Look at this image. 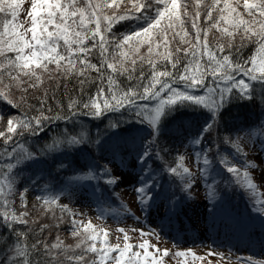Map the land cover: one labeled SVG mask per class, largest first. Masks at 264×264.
Segmentation results:
<instances>
[{
  "label": "snow or ice",
  "instance_id": "6c2138e0",
  "mask_svg": "<svg viewBox=\"0 0 264 264\" xmlns=\"http://www.w3.org/2000/svg\"><path fill=\"white\" fill-rule=\"evenodd\" d=\"M25 3L29 4L23 10L26 13L25 21L28 22L26 28L19 20L22 5ZM122 5L123 12L120 11ZM190 8L193 9L191 13ZM105 10H111V14ZM201 16L208 25L207 29L200 26ZM122 21L139 23L119 37H110L108 34L112 32L113 26ZM187 23L194 30V45L185 39L190 35ZM212 29L219 32L220 38H228L227 49L223 44H209L208 32ZM238 33H242L239 44L236 43ZM170 37H179L181 43L189 44L190 47H177L174 54L170 48ZM88 41L92 43L89 45ZM245 42L252 44L254 50L252 55L242 60L240 51ZM144 46H147V52L140 55ZM181 53L184 59L183 68L180 67ZM93 54L98 57V63L92 62ZM153 57L160 58L161 66L166 63L171 70H158L157 61ZM110 60L113 62H109ZM128 62L131 64L130 68L125 67ZM50 65L54 67L50 68ZM145 65L150 72L146 73ZM106 69L110 70L107 75ZM93 71L97 73L96 77L90 75ZM45 73L49 80H53L54 75L65 79L75 77L81 91L86 83L97 85L96 92L86 100L73 99L68 103L67 108L73 116L99 119L107 113L123 110L134 117L133 123H139L148 129L147 136L134 137L126 142L133 152L137 147L141 149L136 157L137 162L143 164L144 168L139 186L134 192L142 211L154 200L153 189L156 181L147 162L154 154L153 147L160 134L162 121L182 107L208 111L212 116L211 120L189 143L194 148V162L205 178L208 197L214 199L217 195V183L206 179L212 170L213 161L209 158L212 150L208 147L199 151L195 149L211 133L217 113L232 95L251 100L255 91L251 82L257 81L264 86V0H0V102L20 110L19 114L9 117L6 129L0 131V138L4 142L3 152L14 161L0 168V225L11 232L14 238L3 255H0V264H164L163 258L169 256L171 250H161L147 239L133 245L123 228L118 229L123 233V246L120 243L111 244L108 230L98 231L91 221L83 223L71 219L72 236L77 238L75 245H66L59 237L54 242L47 243L36 237L50 226L41 224L38 229H33L31 224L36 222L26 218L29 213H17L14 209L16 178L13 169L23 161L36 158L35 153L19 143V138L25 133L38 135L44 131L46 122L69 119L67 116L44 115L46 96L44 100H40V108L36 109L39 116L30 114L28 108L35 106L25 107L27 100L23 96L20 98L23 103H14L9 98L13 88L26 93L29 89L40 87ZM120 76L128 82L126 85L120 84ZM209 76L215 85L213 87L205 83ZM177 81L183 85L182 88L176 86ZM56 86L59 87V84ZM105 87L108 89L107 94ZM198 88L207 90L204 94L191 91ZM154 100L158 103L150 105L149 101ZM121 123L124 121H109L108 127L117 129ZM257 135L264 133L250 132L245 136L237 135L234 139L223 138V143L233 149V160H229L227 156L221 157L219 144L215 145L217 151L214 154L225 171L231 174L233 182L248 190L253 197L257 185L249 169L259 165L247 159L244 142L251 141L255 147ZM102 140L99 132L95 139H91L82 130L78 135H65L62 139H54L42 151H59L62 147H78L85 143L95 145L100 150L103 148ZM258 151L264 152V140L261 141ZM156 156L157 159L161 158L159 154ZM235 158L242 161L241 165L234 162ZM184 162L185 156L180 155L176 166L169 167L167 171L179 177L182 190L190 197L196 183V173L186 167ZM69 179L73 183L96 181L108 186L116 185L120 181V177L114 176L107 164L90 165L87 171L79 172ZM27 192L28 189L24 188L19 195L22 208L27 206L24 195ZM113 195L119 197V193L114 192ZM36 199L46 206L56 205L61 213L72 216L67 204H58L59 195L37 196ZM175 204L176 201L169 200L170 211L175 209ZM254 204L255 211L264 214V199H254ZM46 210L55 216L51 207ZM101 215H104L103 210ZM60 219L62 222V216ZM135 219L140 220V217ZM17 225L24 226L26 230H21ZM134 231H139L142 237L152 234L144 232L143 229ZM30 235L35 239L34 243L28 242ZM149 248L153 251H149ZM173 255L184 258L182 264H188L189 256L193 260L205 258L192 249L177 250ZM207 255L225 258L224 253L209 252ZM237 259L244 264H264V259H255L252 256H241Z\"/></svg>",
  "mask_w": 264,
  "mask_h": 264
},
{
  "label": "trees",
  "instance_id": "16d2710c",
  "mask_svg": "<svg viewBox=\"0 0 264 264\" xmlns=\"http://www.w3.org/2000/svg\"><path fill=\"white\" fill-rule=\"evenodd\" d=\"M206 2H210V0H206ZM106 11V10H105ZM120 11H124V6L122 5ZM243 11V9H241ZM189 12H193V9L190 8ZM108 14H111V10H109ZM139 22L136 21H122L118 24H115L112 28V32L108 35L111 37L112 35H116L119 37L122 33H127L131 31L135 24ZM200 26L201 28L208 27L205 24L203 16L200 18ZM187 30L190 33L188 37L185 39L190 40L191 44H195L196 41L194 39L193 29L191 28L190 23L186 24ZM242 33H238L236 37V43L239 44L240 35ZM201 39L202 33H201ZM171 44L170 48L175 54V49L177 47L181 49L189 48V44L177 45L176 40L170 37ZM208 41L210 45L214 44H223L227 49L228 38L223 37L220 38V34L216 29H212L208 32ZM92 42L88 41L90 45ZM254 46L252 44H248L245 42V45L241 48L240 58L246 59L248 56L253 54ZM111 52V49H109ZM147 52V48H144L140 51V55H145ZM181 55V65L183 68V53ZM218 55H220L218 53ZM157 61V69L158 70H171L167 64L165 63L163 67L160 63V58L153 57ZM93 63H98V57L93 54L92 57ZM235 60L236 57L234 56ZM113 62V61H109ZM203 63V61H201ZM79 66V65H78ZM54 67L50 65V68ZM125 67H131L130 62L125 64ZM139 67V65L137 66ZM146 73L150 72V69L147 65H145ZM110 70H105V75L109 74ZM138 74V73H137ZM90 75L92 77H96V72H91ZM247 80V78H245ZM118 80L121 85H126L128 82L125 80L123 76L118 77ZM43 84L40 87L29 89L28 92H23L17 88H13L9 93V98L13 99L14 103H23L21 101V97L23 96L27 100L28 107L30 105H34V108H28L30 114L32 116H39L40 113L36 110L40 108V100H44L46 96V102L44 105V115L47 116H61V117H69V119H54L52 121L46 122L44 126V131L40 132L38 135H29L25 133V135L19 138V143L24 146L30 152L36 154V158L33 160L23 161L19 166L13 169V173L16 178V196L14 197V209L17 211L20 206L18 204V193L22 191L24 188H28L29 181L35 176L39 175L37 179L34 180L33 183L30 184L33 186H58L61 183V178L59 176L71 177L75 175V173L87 171L88 166L81 157L82 153H88L95 159L98 160L104 158L107 155H115L118 164L123 167L125 163H135L137 161L136 153L141 149L137 147L135 152L130 150L127 146L128 141H131L135 138H143L148 135V129L139 123H133L134 117L129 112H115V113H107L103 115L101 118H91L80 116H73L71 112H69L67 105L68 103L75 99L77 101H84L89 96H92L96 92L97 85L95 83H86L83 86V91H81V86L79 85L77 79L75 77L65 79L62 76L54 75L53 80H49L48 74H43ZM7 82V81H6ZM205 83L209 87L215 86L213 84L212 78L209 76ZM255 91L253 94V99H243L238 95H232L227 103L223 105V107L219 110L216 115V120L214 127L209 135H207L203 141V143L196 148V151L204 149L206 147L211 148V152L209 153V158L212 159V170L207 180L209 182L215 181L217 183V201H220L224 198L222 193H225V190L231 191V196L236 197L242 201L240 195L242 190L241 188H232L230 183L228 182L229 175L224 169V166L219 163L218 158L214 155L217 151L215 145L219 144V152L221 157L227 156V154L231 153L232 159L234 158L233 149L223 143L224 137L235 138L237 133L241 130H245L252 127H264V86L257 81L251 82ZM59 84V87L56 85ZM67 85V87H65ZM176 86L183 87L179 81L176 82ZM207 89L198 88L192 89L191 91L197 94H204ZM108 89L105 87V93L107 94ZM39 98V99H37ZM150 105H155L158 101H149ZM48 109H51L49 111ZM10 110V112H9ZM22 110V109H21ZM20 110L14 109L9 106L5 102H0V117H6L11 115L19 114ZM212 118L211 114L202 109V108H192V107H182L178 108L175 112L168 115L161 123L160 134L156 139V143L153 147V156L148 160V165L154 174L158 173L159 169H167L169 167L176 166L178 154V146L181 141L184 139L199 135V131H201L204 125L210 121ZM121 123L117 129H110L108 127L109 121H121ZM82 130L88 133V136L91 139H95L97 132H99L100 136L103 138L102 144L103 148L97 150L95 145H89L87 143L82 144L78 147H62L59 151L52 152H43L42 150L46 145L51 144L54 139L64 138L65 135H78ZM264 132V131H263ZM178 145V146H177ZM4 142L0 140V168H3L7 163H13V160H10L6 153L3 152ZM156 154H159L160 162H157ZM238 160V162H235ZM234 162L239 166L242 161L239 158H235ZM61 165H66V168L60 167ZM140 163H136L135 167H141ZM159 165H162L159 167ZM168 172V171H167ZM160 176H157L158 179ZM162 179V178H161ZM177 182L182 184V181L179 177L175 176ZM161 183L156 184V187L153 189L154 198H159L164 195L165 188L167 185H164L163 189H159L158 186H161ZM49 189V188H48ZM168 189V188H167ZM185 192V191H183ZM237 193V194H235ZM192 195V194H191ZM234 207H229V213L235 216H241L243 210L240 209L241 213ZM29 217V216H28ZM246 217H250L246 215ZM51 217H44L43 223L50 224L49 237L53 242L57 237L62 238V233L66 228L64 226L70 225V220L67 218H63L57 220L55 217L50 219ZM59 218V217H58ZM58 225V227H57ZM64 225V226H63ZM37 227V224H34ZM21 230H26L24 226L17 225ZM33 228V224H31ZM63 228V229H62ZM46 231V230H45ZM44 231V233H45ZM59 233V234H58ZM41 237L43 235L40 234ZM7 238V239H5ZM13 235L9 232L5 227L0 225V255H3L6 247L11 245L13 242ZM35 242V239L30 235L28 242ZM68 238H65L63 243L66 245H70ZM74 245V244H72Z\"/></svg>",
  "mask_w": 264,
  "mask_h": 264
},
{
  "label": "rangeland",
  "instance_id": "374dc122",
  "mask_svg": "<svg viewBox=\"0 0 264 264\" xmlns=\"http://www.w3.org/2000/svg\"><path fill=\"white\" fill-rule=\"evenodd\" d=\"M28 7V3L22 5L19 17L25 28L28 27V22L25 21L26 13L23 10ZM106 11L109 12V10ZM202 29H206V27L203 26ZM201 33L203 37V31ZM175 40L177 45H182L179 37H176ZM144 48H147V46L142 47L141 50ZM161 51H163V48H161ZM9 117L8 115L0 118V131L6 129V122ZM263 131L264 127H252L239 131L237 135L245 136L250 132L264 133ZM195 136L197 135L188 137L181 141L179 146L177 145L179 156H185V166L196 173V183L191 190L192 195L189 197L186 192H183L182 184L176 181L172 173L167 172L165 168L159 169L158 173L154 174L153 179L156 184H162L158 186L160 190L164 188L165 184L168 189L165 188L164 195L158 203H155V213H158V215L146 213L145 210L142 211L134 192V189L139 186L138 182L144 165L135 167L136 163L138 164L136 161L130 164L125 163V166L121 167L115 155H107L98 160V158L95 159L88 153L81 154L88 167L93 164L97 166L107 164L112 170V174L120 177V181L116 185L108 186L103 182L97 183L96 181L73 183L70 181V177L59 176L61 183L58 186H36L34 188L30 184L39 176L35 175L34 180L32 178L29 181L28 192L24 194L27 206L21 207L19 195L22 190L18 193L17 206L20 207L18 211L17 207L16 211L17 213L20 211L29 213V217L26 218L35 221L34 224H37V227L33 224V229H38L41 224H44V217H51L52 219L55 217L59 220L61 216L63 219L67 215L70 225H63L66 229L62 233L61 240L64 241L65 238H68L71 241L70 245H75L77 242V238L72 236V218L83 223L91 221L98 231L107 229L109 242L111 244L120 243L121 246L124 244L123 233L119 232L118 229L123 228L130 236L129 242L133 245H138L143 239H147L150 244L156 245L161 250L165 248L171 250L170 255L163 258L164 264H182L184 258L174 257L173 254L177 250L187 249H192L197 255L205 257L203 260H193L189 256L188 264H209V262L211 264H244V262L237 259L241 256L264 259V214L255 211L256 205L254 204V199H264V152L258 151L261 141L264 140V135L255 137V147L252 146L251 141L244 142L245 151L248 153L247 159L259 165V167L249 169L257 185L255 197L248 190L236 185L232 176L229 175L228 182L231 189L241 188L242 192L238 195H240L242 201L238 199V196H231L234 193L227 190L222 193L224 198L220 201H217L216 197L214 199L208 197L205 178L202 177L200 169L194 162V148L189 143ZM0 140H3V138H0ZM231 155L229 153L227 157L232 159ZM156 160L160 162V159L156 158ZM235 162H238V160H235ZM157 176L160 177L156 179ZM114 192L119 193V197L113 195ZM57 195H59L58 204H67L72 213L71 217L68 213H61L56 205L46 206L43 205L42 201L36 199L37 196L52 197ZM169 200L176 201L174 210H169ZM48 207L55 211V216L52 215L51 211L46 210ZM229 207H234L239 211L238 213H241L240 209H242L241 217L244 222L236 223L240 216L230 215L228 213ZM101 210H103L104 215H101ZM246 215L250 217H246ZM137 216L140 217V220L135 219ZM48 225L50 226V224ZM50 227L46 229L45 233L41 234L43 237L39 235L36 238L52 243L53 241L49 237ZM134 229H143L144 232L152 234L142 237L139 231H134ZM219 229H224L226 232H220L221 235L216 240H219V242L216 243V241H213L216 239V233ZM152 230H155V232ZM195 231L196 233L187 237ZM196 237L200 242L193 243L192 241ZM32 242L33 240H31ZM149 251H153V249L149 248ZM209 252L224 253L225 258L208 256L207 253Z\"/></svg>",
  "mask_w": 264,
  "mask_h": 264
}]
</instances>
